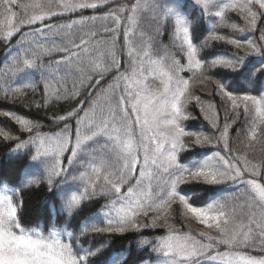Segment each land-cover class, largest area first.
<instances>
[{
  "label": "snow or ice",
  "instance_id": "6c2138e0",
  "mask_svg": "<svg viewBox=\"0 0 264 264\" xmlns=\"http://www.w3.org/2000/svg\"><path fill=\"white\" fill-rule=\"evenodd\" d=\"M0 44L3 99L46 117L0 111L22 165L0 168V264H120L106 238L129 233L139 264H264V0H0ZM193 102L211 132L184 123ZM30 188L51 194L43 230Z\"/></svg>",
  "mask_w": 264,
  "mask_h": 264
},
{
  "label": "trees",
  "instance_id": "16d2710c",
  "mask_svg": "<svg viewBox=\"0 0 264 264\" xmlns=\"http://www.w3.org/2000/svg\"><path fill=\"white\" fill-rule=\"evenodd\" d=\"M85 14H91L90 12H86ZM99 14V13H98ZM228 15L232 16L235 18L236 21L239 23H243L242 21L239 20V17L237 16L236 13H228ZM73 18H78L75 14H73ZM66 19V17H65ZM213 19L218 20V18L213 17ZM54 22H64L63 20L57 21L54 18ZM150 26V18L145 19L144 21V28L148 29ZM211 30V24L206 25V34L207 31ZM220 34H224L227 32H231L232 30L230 29H225V28H220L217 30ZM245 36L248 38H255L254 34L251 32L245 33ZM163 43L167 44L168 39L165 37L163 39ZM216 43V42H213ZM231 46L229 45H224L222 48L218 47V51H227ZM6 52L7 49L0 44V62L5 61L6 59ZM163 51L161 50L159 52L160 56H163ZM154 58H157L154 56ZM181 75L185 76V78H188L190 76V73H182ZM194 90L197 92V94L201 95L204 98L211 99V97H207V92L205 89L202 88L200 84H196L194 87ZM40 92L38 91L36 93V98L39 99ZM215 102L218 104L219 103V98L217 97ZM3 110H11L16 112V114H24L29 118L33 119H39L41 123L44 122L46 119L45 117V112L44 111H37L35 108L29 109L24 106L23 103H13L11 99H3V92L0 91V111ZM188 110L192 112L193 116L196 117L195 120H188L185 121L184 123L188 125L191 130H204L205 134L209 133L212 131L211 126L208 124L207 121L204 120L203 115L200 113L199 108L195 107L194 102L188 105ZM223 109L220 110V118L223 120ZM15 124L13 121H11L9 118L0 116V129L3 130H9L10 128H15ZM232 138L235 140V131L232 132ZM213 146H207L204 149H196L197 152L200 151H206L208 148H212ZM182 156L187 155L186 153H182ZM261 155L259 146L257 147L256 150V156L259 158ZM7 156V148L4 143H0V168H2L7 174H16L17 172H22V165L20 162L17 161H7L5 157ZM187 163V161H183ZM221 191L218 193V196H222L225 198H228L231 200L234 197V193L227 187L226 185H220L218 186ZM25 214L23 217V224L26 227H38L40 230H43L46 227V214H45V200H50L51 199V194H49L46 190L42 189H35V188H30L25 190ZM55 206L59 208L60 202L59 200L53 201ZM97 203L103 204L104 200L100 199L98 201H93L89 204L88 208L84 209L83 216H81L80 222L83 223V220L85 217L91 216L93 212L96 210V205ZM243 201H239V204H242ZM51 207V205H49ZM91 209V210H89ZM238 211H241V209L238 207ZM177 227H183L184 231H187V227L183 226L182 224L178 223ZM47 234V233H45ZM150 234H159L163 235L165 234V230L162 229H146L144 230V235L148 238L151 239L152 235ZM140 234L137 233H129L126 234L125 237H120V236H112L108 237L106 239L110 240L111 247L108 249H105V252L109 254V258H111V254L117 253V254H123V256H126V259L120 260V264H139L141 261V254L137 250V240L139 238ZM131 246V251L129 252V247ZM150 251V249H149ZM149 255L148 252L144 253V257L146 258ZM145 264H149L147 259H145ZM151 264H155V254H153V259L151 261Z\"/></svg>",
  "mask_w": 264,
  "mask_h": 264
},
{
  "label": "rangeland",
  "instance_id": "374dc122",
  "mask_svg": "<svg viewBox=\"0 0 264 264\" xmlns=\"http://www.w3.org/2000/svg\"><path fill=\"white\" fill-rule=\"evenodd\" d=\"M206 90V92L208 91L207 89H205ZM227 187H229L228 185H226ZM229 189H230V187H229Z\"/></svg>",
  "mask_w": 264,
  "mask_h": 264
}]
</instances>
